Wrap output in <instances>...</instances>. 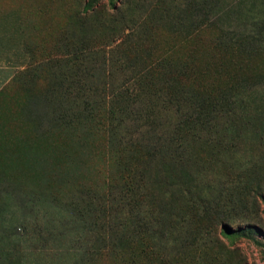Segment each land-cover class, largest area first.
Wrapping results in <instances>:
<instances>
[{
    "label": "rangeland",
    "instance_id": "obj_1",
    "mask_svg": "<svg viewBox=\"0 0 264 264\" xmlns=\"http://www.w3.org/2000/svg\"><path fill=\"white\" fill-rule=\"evenodd\" d=\"M85 2L0 0V264H264V0H103L81 27ZM155 65L223 105L185 142L158 92L113 105L125 141L158 140L151 159L94 121L39 135L45 112ZM127 166L140 190L123 197Z\"/></svg>",
    "mask_w": 264,
    "mask_h": 264
},
{
    "label": "trees",
    "instance_id": "obj_2",
    "mask_svg": "<svg viewBox=\"0 0 264 264\" xmlns=\"http://www.w3.org/2000/svg\"><path fill=\"white\" fill-rule=\"evenodd\" d=\"M109 3L111 5V10L114 12V3L111 1H109ZM103 8V0H86L83 5V15L81 16L80 26L83 27L91 15L97 10ZM114 43L115 48H118L122 41L117 40ZM157 68V65H155V67L149 66L135 73L134 76L123 85L120 89L121 91H118L111 97L109 96L108 99L102 97L101 99L94 100L91 99L88 94L84 93L80 101V107L78 108L76 104L77 109L69 108L62 110L61 107L53 106L56 107V109L45 112V132H40L39 135H45L43 136L45 137V144L49 147H53V139L51 136L52 129H62L65 131L71 130L80 133L84 130L83 127L94 121L98 127H101L106 132L109 145L112 149H115L118 146H122V149L138 147L145 152L147 159H151L154 156V148L151 146L157 145L158 140L153 138L146 143L145 141H140L138 138H133L134 141H125L121 133L123 123L119 122V119H117V124L114 123L118 113L113 109V105L114 101H123L126 97L132 98V101L138 100L139 97L149 95L150 97L155 98V94L158 92V94L162 93V96L159 98L161 101H157L156 104H166L165 111L173 113L172 118L174 121L172 123V132L170 131L168 141L174 142L179 140L185 142L187 137H191V134H194L195 128L208 122L206 119L208 115L212 116V114L217 113L223 105H217L214 100L212 105L206 108L203 104L202 96L204 90L200 86L196 89L197 93H194L186 84L172 87V85L168 83L171 79H148L151 72ZM218 68L220 69L221 65H219ZM77 82L78 85H81L80 81ZM65 83L64 89L67 91L71 88L70 85L72 83L70 81H65ZM7 84L8 82L0 90H2ZM61 85H64V83L62 82ZM51 89L52 82H50L49 88H47V94H41L28 101L27 110H29L30 104L33 105V107H36L35 105L42 101V103L50 105L49 93H51ZM87 89L88 91L90 90L89 88ZM157 89L159 90L156 91ZM201 114H204L202 119L200 118ZM149 115L150 114L148 113L144 116V120L148 125V119H150ZM199 119L204 123H199ZM31 120L34 122L35 126H41L40 123L42 120L40 121V118L32 117ZM45 156H48L47 152ZM133 173L131 167H124L119 181L115 184V186L118 187V193H123V197L140 190V187L138 186L139 181L135 179L136 176ZM222 228V236L229 238L231 235L228 227L223 226Z\"/></svg>",
    "mask_w": 264,
    "mask_h": 264
}]
</instances>
